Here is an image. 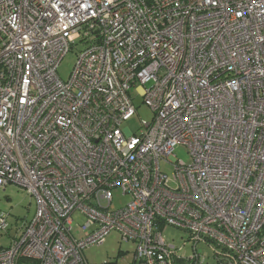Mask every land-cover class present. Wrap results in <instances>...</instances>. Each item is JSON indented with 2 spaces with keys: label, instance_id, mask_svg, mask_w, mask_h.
Here are the masks:
<instances>
[{
  "label": "built area",
  "instance_id": "1",
  "mask_svg": "<svg viewBox=\"0 0 264 264\" xmlns=\"http://www.w3.org/2000/svg\"><path fill=\"white\" fill-rule=\"evenodd\" d=\"M131 87L153 115L127 134ZM181 145L188 164L171 160ZM10 183L36 210L0 264H89L112 232L135 244L131 264H264V0H0ZM116 193L128 201L114 207Z\"/></svg>",
  "mask_w": 264,
  "mask_h": 264
},
{
  "label": "rangeland",
  "instance_id": "2",
  "mask_svg": "<svg viewBox=\"0 0 264 264\" xmlns=\"http://www.w3.org/2000/svg\"><path fill=\"white\" fill-rule=\"evenodd\" d=\"M85 48V45L78 43L72 47L67 54L62 58L57 68L59 78L66 81L71 73L72 67L76 61L77 54ZM129 94L135 106V113L121 125L127 134L137 133L140 129L141 121H150L153 112L142 102V98L137 95L134 87H131ZM176 159L188 164L191 161V156L185 146L176 147L172 154L171 160ZM160 168L167 173L168 176L172 172V162H161ZM128 196H120L115 194L113 206L118 207L128 201ZM36 210V200L34 196H30L24 189L10 183L4 189L0 188V214H8L7 230L0 231V249L8 246L12 238L16 237L19 225L24 220H29L33 217ZM74 223H83V218L77 214L73 218ZM75 230L78 227L74 226ZM162 235L165 240L174 245L182 246L187 240L185 231L167 226L162 229ZM135 244L131 241H123L116 232L110 233L105 242L101 245H92L83 251V256L89 264H131ZM185 251L190 253L189 245L185 246ZM204 252L211 258V252L204 249Z\"/></svg>",
  "mask_w": 264,
  "mask_h": 264
},
{
  "label": "trees",
  "instance_id": "3",
  "mask_svg": "<svg viewBox=\"0 0 264 264\" xmlns=\"http://www.w3.org/2000/svg\"><path fill=\"white\" fill-rule=\"evenodd\" d=\"M20 262H24V263H26V264H35V263H31V262H28V261H25V260H21Z\"/></svg>",
  "mask_w": 264,
  "mask_h": 264
},
{
  "label": "crops",
  "instance_id": "4",
  "mask_svg": "<svg viewBox=\"0 0 264 264\" xmlns=\"http://www.w3.org/2000/svg\"><path fill=\"white\" fill-rule=\"evenodd\" d=\"M9 244H10V242H9ZM9 244H8V246H9ZM8 246H7V247H8ZM5 248H6V247H5Z\"/></svg>",
  "mask_w": 264,
  "mask_h": 264
}]
</instances>
